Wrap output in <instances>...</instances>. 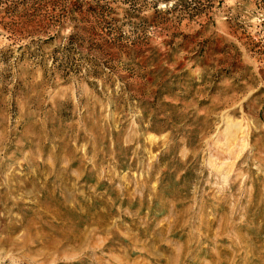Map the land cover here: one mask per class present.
Returning a JSON list of instances; mask_svg holds the SVG:
<instances>
[{
    "label": "rangeland",
    "instance_id": "rangeland-1",
    "mask_svg": "<svg viewBox=\"0 0 264 264\" xmlns=\"http://www.w3.org/2000/svg\"><path fill=\"white\" fill-rule=\"evenodd\" d=\"M0 264H264V0H0Z\"/></svg>",
    "mask_w": 264,
    "mask_h": 264
}]
</instances>
